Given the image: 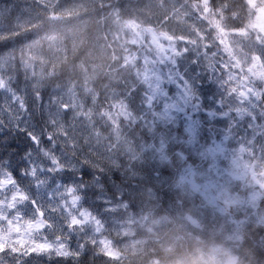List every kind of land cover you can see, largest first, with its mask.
<instances>
[{
    "label": "rangeland",
    "instance_id": "374dc122",
    "mask_svg": "<svg viewBox=\"0 0 264 264\" xmlns=\"http://www.w3.org/2000/svg\"><path fill=\"white\" fill-rule=\"evenodd\" d=\"M243 1L0 2V39L49 23L0 55V133L37 139L30 188L0 171L5 252L73 258L89 244L114 264H166L153 248L184 240L195 253L174 264H239L243 229L264 224V0ZM101 77L117 96L101 95ZM86 167L89 183L73 174ZM156 189L182 207H162ZM205 215L222 226L207 237Z\"/></svg>",
    "mask_w": 264,
    "mask_h": 264
},
{
    "label": "trees",
    "instance_id": "16d2710c",
    "mask_svg": "<svg viewBox=\"0 0 264 264\" xmlns=\"http://www.w3.org/2000/svg\"><path fill=\"white\" fill-rule=\"evenodd\" d=\"M2 1H9V2H15L17 4V0H0ZM219 2H222L226 6L234 7L238 10L239 5L241 8H245L244 1L243 0H212L213 4H217ZM10 5V4H9ZM18 5V4H17ZM19 6V5H18ZM241 10V9H240ZM91 17H96V11L95 12H89ZM44 16H42V20L37 27H34L33 29L29 30H22L18 33H15L14 36H8L7 38H1L0 39V55L6 54L8 51L11 50L13 47L21 46L23 45L27 40H30L33 38V36H40L45 34V32H48L49 29H45L48 27L49 23L47 22V19H43ZM99 20L92 19L89 22V25L85 32V37L83 38L82 45L80 47V53L83 51V48L87 45V41L89 39V32L92 31L94 27L97 26V22ZM79 56V53H78ZM67 62H74L73 58H69ZM67 64L62 66L61 71L66 72ZM99 84L98 90L101 92V95H104V91H106L107 96L104 97L106 100L117 96L115 94L116 87H113V84L110 80H108L107 77H101L99 81L97 82ZM105 84V85H104ZM141 93V99H142V92L138 91V94ZM124 94V93H123ZM134 98L139 99V97L136 95ZM207 119V118H206ZM33 120L35 123H38L39 125L43 123L42 116H33ZM208 120V119H207ZM43 129L46 130V127L43 126ZM32 139L28 137L27 133H19L12 130H5L4 132L0 133V171L1 170H7L8 173H10L15 179L18 180L19 183H21V187L23 188H30V183L27 179V165H26V153L29 151L31 147H33ZM163 172L165 175H170L171 171L166 167L163 168ZM18 173H21L22 175H17ZM76 177V179H80L82 181H85L86 183L90 182L91 177L93 178L94 174L93 171L89 168H84V170L80 173H73ZM82 177V178H81ZM115 177L120 183L124 177L121 176L119 173H115ZM109 183L110 179H106ZM122 186L124 185L121 183ZM111 193H113V190H109ZM157 193H159V196H161V199L163 200L162 207L169 208V211L174 210L177 207H182L178 204L176 197L170 193L167 190L164 189H156ZM90 194H95L96 189H90L87 191ZM81 195H84V193H81ZM131 200V199H129ZM2 201V193L0 192V202ZM194 204H197L198 201L195 200L193 202ZM185 205V203H183ZM91 208H94V204H90ZM178 209V208H176ZM174 214V211L171 212ZM235 218H240L236 213ZM232 216V214H231ZM173 218H175L173 216ZM176 219V218H175ZM177 220V219H176ZM204 231L206 237L209 236V231H213L215 227H222L221 224H219L217 221L213 220V217L210 215H205L204 218ZM205 238H201L203 240ZM264 239V224L263 225H248L243 229V237L242 242L238 243L237 249H236V256L238 258L239 264H264V247L261 245L262 240ZM217 241L220 242L219 238H217ZM197 247H195L192 243H186L184 240H180L177 242L175 248H173L171 251H164L163 249H160L158 247L153 248V254L152 256H155L157 260L164 262L166 264H174L177 262L180 258L186 257V256H192L195 253ZM99 250L94 249L89 244H86V248L81 254L71 257V258H64V257H49L45 254L43 255H17V254H11L10 252H4L2 256H0V263L3 264H114L112 262H107V260L103 257L98 255ZM151 255V254H149ZM147 260V257L144 259H141V264L145 263ZM129 264H139L136 262L129 263Z\"/></svg>",
    "mask_w": 264,
    "mask_h": 264
},
{
    "label": "flooded vegetation",
    "instance_id": "af4514ba",
    "mask_svg": "<svg viewBox=\"0 0 264 264\" xmlns=\"http://www.w3.org/2000/svg\"><path fill=\"white\" fill-rule=\"evenodd\" d=\"M181 44H182V42H180ZM159 47L160 48H163V44L161 45V44H159ZM180 47H181V45L179 46V48L178 49H175V50H173V54L174 55H177L178 54V52H179V49H180ZM170 50V48H168V49H164V52H163V55L165 54V52L166 51H169ZM184 50V52L187 50L186 48H184L183 49ZM143 94V96H142V100H144L145 98L147 99V93H145V92H143L142 93ZM255 97H257V94H255ZM147 106V105H146ZM221 104H219V107L221 108ZM208 120H211L212 121V119L211 118H209ZM219 120H221V121H225V123H226V125H230V123H229V121L227 120V119H224V118H220ZM259 137V135H256L253 139H257ZM100 180V179H99ZM112 180V179H111ZM111 180L109 181V183L111 182ZM105 186L106 185H108L109 187H112V185H110L107 181H102V180H100ZM108 188V187H107Z\"/></svg>",
    "mask_w": 264,
    "mask_h": 264
},
{
    "label": "water",
    "instance_id": "95a60500",
    "mask_svg": "<svg viewBox=\"0 0 264 264\" xmlns=\"http://www.w3.org/2000/svg\"><path fill=\"white\" fill-rule=\"evenodd\" d=\"M146 96H147L148 101H149V102H152V100H153L152 97H151L150 95H146ZM151 106H152L151 103H150V104H149V103L147 104V107H148V108H151ZM28 136H29V137H32L31 135H28ZM35 143H36V140H35Z\"/></svg>",
    "mask_w": 264,
    "mask_h": 264
},
{
    "label": "snow or ice",
    "instance_id": "6c2138e0",
    "mask_svg": "<svg viewBox=\"0 0 264 264\" xmlns=\"http://www.w3.org/2000/svg\"><path fill=\"white\" fill-rule=\"evenodd\" d=\"M30 138H32V137H30ZM33 139V142L35 143V139L34 138H32ZM18 176L19 175H22L21 173H18L17 174ZM82 178V177H81ZM6 251V249H4L3 247H0V256H2V254L4 253Z\"/></svg>",
    "mask_w": 264,
    "mask_h": 264
}]
</instances>
